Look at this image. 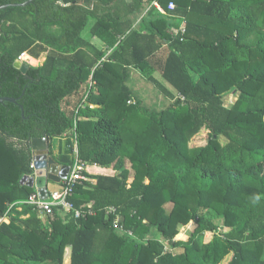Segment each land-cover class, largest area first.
<instances>
[{"label": "trees", "instance_id": "obj_1", "mask_svg": "<svg viewBox=\"0 0 264 264\" xmlns=\"http://www.w3.org/2000/svg\"><path fill=\"white\" fill-rule=\"evenodd\" d=\"M122 1L33 0L0 11V98L14 100L0 104V216L9 217L0 264H264V0ZM153 2L175 9L161 16ZM144 6L158 16L132 29L128 16ZM90 19V35L110 51L82 39ZM23 53L34 66L46 57L22 75L14 62ZM130 69L171 99L167 107H143L127 86ZM44 136L59 166H72L75 143L94 183L77 184L68 200L94 215L40 219L16 204L34 193L19 182L33 172L29 141ZM107 207L135 237L153 228L160 240L119 235ZM189 222L188 239L174 240Z\"/></svg>", "mask_w": 264, "mask_h": 264}, {"label": "built area", "instance_id": "obj_2", "mask_svg": "<svg viewBox=\"0 0 264 264\" xmlns=\"http://www.w3.org/2000/svg\"><path fill=\"white\" fill-rule=\"evenodd\" d=\"M153 7L157 10V12L161 16H167V12H172L175 9V5L170 2L168 3L165 9L161 8L156 2H153ZM185 33V21H182L178 29L175 30V35H180V41H182V36ZM24 53L21 54L17 60L20 62ZM177 98L183 100L181 95H177ZM89 108H92L91 105H88ZM73 155L74 160L72 166L68 167V172L66 177L61 181L62 187L56 190L48 191L46 194L45 199H41L38 197L36 191L30 194L28 198L23 202H18L16 204L26 205L31 208V211L36 214V216L40 219H44L48 215L52 214L53 212H58L65 214L67 212H71L74 219L85 218L87 216L94 215V212L90 209V206L87 209H74L73 206L69 202V198L73 193V189L77 184L89 183L93 184L94 181L85 177L82 173L87 168V164L82 160L78 159L76 146L74 143L73 148ZM32 168V164L30 165ZM16 204L9 205V209ZM105 216L111 219V226L112 228L118 233H124L126 237L132 238V233L129 231H124L123 228L120 226V216L117 214L116 209L114 207H107L105 209ZM9 222V217L7 214L4 216H0V225L7 224ZM225 232V229H217L216 235L222 236Z\"/></svg>", "mask_w": 264, "mask_h": 264}, {"label": "water", "instance_id": "obj_3", "mask_svg": "<svg viewBox=\"0 0 264 264\" xmlns=\"http://www.w3.org/2000/svg\"><path fill=\"white\" fill-rule=\"evenodd\" d=\"M33 0H28L25 3L18 5H0V11L7 7L25 6L31 3ZM14 67L20 71L22 75H25L29 66L18 60L14 62ZM3 102L14 103L13 99L0 98V104ZM21 114L22 108L20 107ZM31 151V163H32V174L29 176H23L20 179V185L34 189L41 199L46 198L47 194V183H61L66 177L68 172V166H58L56 161L49 154L50 139L48 136L33 138L28 143Z\"/></svg>", "mask_w": 264, "mask_h": 264}, {"label": "rangeland", "instance_id": "obj_4", "mask_svg": "<svg viewBox=\"0 0 264 264\" xmlns=\"http://www.w3.org/2000/svg\"><path fill=\"white\" fill-rule=\"evenodd\" d=\"M88 34V27H86L82 33L81 36L86 38ZM100 41L99 40H95V44H97V46L99 45ZM101 44V43H100ZM28 64V63H27ZM29 67H35L32 64H28ZM134 73V79L128 84L130 89L136 94L138 95L140 98L142 97L143 94H147L148 95V100H146V102L148 103H152V106H149V104H146L144 102V104L146 105L145 108L148 110H161L165 107H167V105L171 102V99L168 98L167 96L164 97V95L157 89L156 86H154L153 84H151L150 82L146 81L142 76H140L136 71L133 72ZM158 76V75H156ZM137 78V79H136ZM159 80L162 82V84L166 85V83L161 79V77H159ZM169 88V87H168ZM160 98V100H155L156 97ZM224 101V105L226 107H230L234 101V98L229 96H226L223 98ZM220 142L223 143L224 139L220 138ZM51 143V142H50ZM57 146H58V141H54L52 143V153L53 156L56 157L57 156ZM50 150V148H49ZM32 164V163H31ZM166 211L170 210V205H167L165 207ZM204 215L208 218V219H212L214 221L213 218V214L211 212H204ZM145 222V221H144ZM216 226H220V222L215 220L214 221ZM194 223L193 222H189L187 225H180L178 227V232L176 237L174 238V240L176 241H185L188 239L190 232L192 231V229L194 228ZM222 229V228H221ZM125 232L128 230L123 229ZM118 233V232H117ZM119 235L125 236L124 233H118ZM137 235L140 236V239L142 242L149 240V239H153V240H160V236L159 234L156 232L155 229H150L148 234L143 235L141 230L137 231ZM143 235V236H142ZM133 239H137L140 240L139 238L135 237L134 235H132ZM179 236H182V238H179ZM211 235L206 234L203 236L204 241L208 242L211 239ZM203 238L201 241H203ZM166 248L168 249L169 246L167 244ZM166 249V250H167ZM170 250V249H169ZM180 249H175L172 250L173 253L176 252H180ZM68 252V251H67ZM68 259V256L66 255V250H65V254H64V263L66 262V260ZM229 258H226L223 262V264H225L228 261Z\"/></svg>", "mask_w": 264, "mask_h": 264}, {"label": "crops", "instance_id": "obj_5", "mask_svg": "<svg viewBox=\"0 0 264 264\" xmlns=\"http://www.w3.org/2000/svg\"><path fill=\"white\" fill-rule=\"evenodd\" d=\"M129 1L130 0H123L121 3L122 4H124V6H126L128 3H129ZM153 6V5H152ZM151 8V6H144L140 11H138V12H134L133 14H131V15H129L128 17L131 19V22H132V29H140V27H139V24H140V20L142 19V18H144V17H148V14L150 13V9ZM154 8V7H153ZM152 13H150L149 15L150 16H153L154 14H156L157 16H158V14L157 13H155L154 12V10L153 11H151ZM121 15H122V12H121ZM160 15V14H159ZM149 16V17H150ZM93 22H94V20H92V19H90L89 21H88V24H87V26L86 27H88V34H87V37L86 38H84V37H82V39L83 40H85L86 42H88L90 45H92V46H94L96 49H98V50H101V51H106V52H108V51H110V50H108V48H106L105 47V45L100 41V43H99V45L97 46V44H95V40H98L96 37H92L91 35H90V33H89V29H90V27H91V25L93 24ZM143 32V31H142ZM24 56H26V57H28V58H30L27 54H25L24 53ZM45 57H46V55H45V53L44 54H41L40 55V63L38 64V65H36L35 67H37V66H39L40 64H42L43 62H44V60H45ZM38 58V59H39ZM31 60H36V59H32V58H30ZM22 63H25V64H27V62H22ZM28 65V64H27ZM134 71H136L140 76H142L140 73H139V71L138 70H135V69H130V76H129V79H128V81H127V86L129 87V83L134 79ZM156 75H158L157 73H155L154 74V78H155V80L159 83V84H161V85H163L164 87H166L168 90H170L171 91V88L166 84V85H164V84H162V82L159 80V78H158V76H156ZM160 77V76H159ZM137 79V78H136ZM169 87V88H168ZM130 88V87H129ZM133 92V91H132ZM133 94H134V96L136 97V98H138L141 102H142V105H143V107H145L146 105L144 104V102L146 103V104H149V106H152V103H148V102H146V100H148V95L147 94H143L142 95V97L140 98L138 95H136L134 92H133ZM163 94V93H162ZM164 95V94H163ZM164 97H166V95H164ZM232 97V96H231ZM155 100H160V98H159V96L158 97H156L155 98ZM92 106V108H97V106H93V105H91ZM56 141H58V140H56ZM60 141V140H59ZM57 153H58V149H57ZM55 160V159H54ZM57 164V163H56ZM58 165V164H57ZM59 166V165H58ZM57 184V183H56ZM56 189H58V188H56V186H54V185H52V184H49V182L47 183V192L48 191H52V190H56ZM33 191H35L34 189H33ZM8 224V223H7ZM68 251V252H67ZM69 252H70V250H69V248H67L66 249V255L67 256H69Z\"/></svg>", "mask_w": 264, "mask_h": 264}, {"label": "bare ground", "instance_id": "obj_6", "mask_svg": "<svg viewBox=\"0 0 264 264\" xmlns=\"http://www.w3.org/2000/svg\"><path fill=\"white\" fill-rule=\"evenodd\" d=\"M22 61L27 62L28 64H31V62H32L31 59L26 57V56H23Z\"/></svg>", "mask_w": 264, "mask_h": 264}]
</instances>
